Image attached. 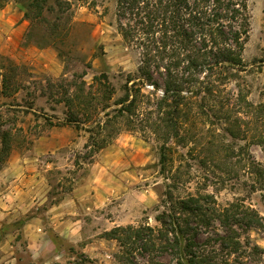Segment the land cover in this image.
Here are the masks:
<instances>
[{"label": "rangeland", "instance_id": "374dc122", "mask_svg": "<svg viewBox=\"0 0 264 264\" xmlns=\"http://www.w3.org/2000/svg\"><path fill=\"white\" fill-rule=\"evenodd\" d=\"M117 1L67 0L62 14L50 0L36 21L26 17L27 1L0 0V264H118L114 229H159L169 200L190 194L222 207L243 202L264 217V191L247 174L250 163L264 166L258 125L234 114L248 138L232 137L209 114L189 121L185 139L166 138L154 125L162 89L142 82L140 51L118 32ZM248 2L240 82L258 105L264 0ZM105 77L114 93L106 97ZM128 90L138 96L137 116L118 114ZM227 92L237 94L233 83ZM242 241L251 242L244 261L264 264V230L245 231Z\"/></svg>", "mask_w": 264, "mask_h": 264}, {"label": "trees", "instance_id": "16d2710c", "mask_svg": "<svg viewBox=\"0 0 264 264\" xmlns=\"http://www.w3.org/2000/svg\"><path fill=\"white\" fill-rule=\"evenodd\" d=\"M24 1L26 17L38 21L50 0ZM52 1L62 14L66 12L67 0ZM117 12L119 34L140 51L142 82L156 87V94L162 89V97L154 99L160 114L154 125L166 132V138L182 134L185 139L189 121L209 114L225 121L232 137L241 136L247 133L238 126L242 119L233 120L232 115L245 114L261 130L253 138L264 150V103H251L240 82L251 29L248 0H118ZM105 80L106 97L114 93ZM232 83L237 94L227 92ZM120 102L119 115L137 116V94L128 90ZM244 125L249 131L251 123ZM166 151L161 149L164 171ZM247 174L264 191V166L250 163ZM169 202V209L158 216L159 229L128 226L110 233L120 245L118 264H163L164 258L171 264H248L244 245L250 247L251 242L244 244L242 234L264 230V217L256 210L239 201L222 207L213 196L201 194Z\"/></svg>", "mask_w": 264, "mask_h": 264}]
</instances>
